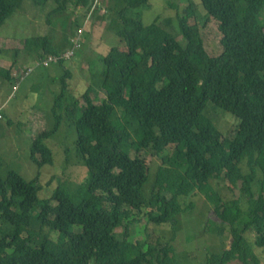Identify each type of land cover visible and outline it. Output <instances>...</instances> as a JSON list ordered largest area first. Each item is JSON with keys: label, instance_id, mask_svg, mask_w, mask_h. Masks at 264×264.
Here are the masks:
<instances>
[{"label": "trees", "instance_id": "16d2710c", "mask_svg": "<svg viewBox=\"0 0 264 264\" xmlns=\"http://www.w3.org/2000/svg\"><path fill=\"white\" fill-rule=\"evenodd\" d=\"M26 1L51 0H0V29ZM52 1L57 14L86 10L89 0ZM150 1L106 2L105 30L114 39L98 45L97 85L76 94L64 72L55 124L30 136V158L42 168L54 162L50 139L63 124L72 127L87 177L75 187L58 179L37 205L38 179L16 171L4 177L0 157V264H178L171 241L179 217L193 208L181 200L198 195L214 205L215 232L231 236L230 248L204 264H261L245 235L259 232L254 247L264 249V0H200L203 13L194 2L173 4L177 29L159 17L144 24L138 10ZM211 21L221 34L217 57L203 40ZM24 47L38 61L55 56L64 64L47 36L25 39ZM2 73L13 86L11 68ZM209 104L238 123L216 126L205 115ZM143 153L160 162L152 180L140 170ZM220 182L238 197L224 201L215 190ZM143 220L147 230L170 227L172 237L134 242L129 235Z\"/></svg>", "mask_w": 264, "mask_h": 264}, {"label": "rangeland", "instance_id": "374dc122", "mask_svg": "<svg viewBox=\"0 0 264 264\" xmlns=\"http://www.w3.org/2000/svg\"><path fill=\"white\" fill-rule=\"evenodd\" d=\"M108 1L112 3V0H89L86 10L82 7H78L77 10L70 6L67 10H58L57 14H52V11L54 8L57 10L59 5L52 0L45 6H35L33 2L26 1L0 29L2 174L5 177L9 171H16L27 181L38 179L37 183L42 189L38 194L37 205L49 200L57 187L58 179H69L72 187H75L82 178L87 177L84 162L75 155L76 133L72 127L63 124L50 139L49 146L54 162L42 168L30 158V136L44 129H51L55 124L52 107L55 98L61 93V77L64 72H70V77L67 78L68 89L76 94L80 90L81 94L84 93L89 86L94 87L93 84L99 79L97 71L101 64L96 63L99 60L98 52H96L99 51L98 45L110 43L111 39H114V34L105 30L108 25L106 16L110 14L106 12ZM193 2L194 5L200 4V0H151L147 7L139 9L138 12L145 25L151 24L159 17L163 23L169 21L170 29H177L175 27L177 13L172 5L177 4L183 9ZM197 8L200 13H203L200 5ZM83 17H86L87 21L83 22L79 29L78 21H83ZM114 20L116 19L112 17L111 23ZM203 34L208 54L211 57L219 56L222 53V46L217 22H209ZM34 36H47L52 40V46L62 54L75 49L76 42L80 44V47L75 50L72 58L65 57L63 66L58 65L59 62L46 66L43 65V60H36L37 56L34 52L29 53L23 50L25 39ZM10 68L15 81L13 86L8 81L5 83L2 73ZM209 108L214 109L215 113H219L221 117H210L212 113L207 114ZM208 109L205 115L218 127L226 129L228 121L235 120L236 124L238 123L233 115L217 109L212 104L208 105ZM108 110L109 107H105L104 111ZM114 115L117 120L119 113ZM222 115L230 117L231 120L223 118ZM142 159L144 166H141L140 170L143 174L148 173L152 180L160 162L147 153H143ZM215 190L224 201L238 197L236 192L234 195L227 190L222 182L215 186ZM181 203L184 209L190 205H193V208L190 212L185 210V213L179 217L176 239L171 241L178 264H204L211 255L221 254L225 249L230 248L231 236L226 233L225 236L220 237L215 232V227L220 226V221L214 214V205L202 195L183 198ZM242 207L244 210L247 208V198L242 200ZM225 231L228 230L225 229ZM129 236L134 242L147 241L154 245L155 236L171 238L172 231L170 227H154V225H150L147 230L146 222L143 220L132 229ZM245 236L253 245L261 264H264V249L254 247L261 238L260 233L250 231ZM234 264L239 263L236 261Z\"/></svg>", "mask_w": 264, "mask_h": 264}, {"label": "bare ground", "instance_id": "6f19581e", "mask_svg": "<svg viewBox=\"0 0 264 264\" xmlns=\"http://www.w3.org/2000/svg\"><path fill=\"white\" fill-rule=\"evenodd\" d=\"M96 2V1H95ZM64 12V11H63ZM55 14V13H54ZM76 43H78V42H76ZM74 54H75V49H73L72 51H68V52H66V53H64V54H62L61 56H62V58L65 60V57L66 58H71L72 56H74ZM59 61V58H56L55 56H47L43 61H42V63H43V65H46V66H48V65H50L51 63H56V62H58ZM68 97V96H67ZM67 97H66V99H67Z\"/></svg>", "mask_w": 264, "mask_h": 264}, {"label": "built area", "instance_id": "2783aa9c", "mask_svg": "<svg viewBox=\"0 0 264 264\" xmlns=\"http://www.w3.org/2000/svg\"><path fill=\"white\" fill-rule=\"evenodd\" d=\"M79 47H80V44H79V43H75V44H74V48H75V49H78Z\"/></svg>", "mask_w": 264, "mask_h": 264}, {"label": "crops", "instance_id": "0c3cea01", "mask_svg": "<svg viewBox=\"0 0 264 264\" xmlns=\"http://www.w3.org/2000/svg\"><path fill=\"white\" fill-rule=\"evenodd\" d=\"M87 21L86 17H83V21L82 22H85ZM83 24V23H82ZM81 28V27H80ZM113 39H111V42H112ZM103 44V43H102ZM104 44H108V43H104Z\"/></svg>", "mask_w": 264, "mask_h": 264}, {"label": "clouds", "instance_id": "9594fccd", "mask_svg": "<svg viewBox=\"0 0 264 264\" xmlns=\"http://www.w3.org/2000/svg\"><path fill=\"white\" fill-rule=\"evenodd\" d=\"M79 29H80V28H79ZM79 29L77 30L78 32H79ZM74 36H75V35H74ZM75 37H76V36H75ZM75 37H73V38H75ZM75 50H77V49H75ZM72 57H73V56H72ZM72 57H71V58H72ZM1 117H2V115H1Z\"/></svg>", "mask_w": 264, "mask_h": 264}]
</instances>
